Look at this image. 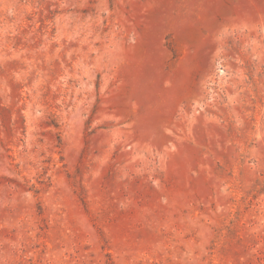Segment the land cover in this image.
Masks as SVG:
<instances>
[{
	"label": "rangeland",
	"instance_id": "1",
	"mask_svg": "<svg viewBox=\"0 0 264 264\" xmlns=\"http://www.w3.org/2000/svg\"><path fill=\"white\" fill-rule=\"evenodd\" d=\"M0 264H264V0H0Z\"/></svg>",
	"mask_w": 264,
	"mask_h": 264
}]
</instances>
